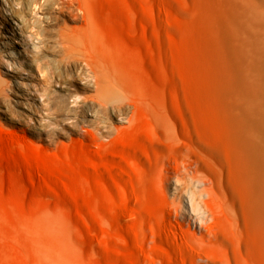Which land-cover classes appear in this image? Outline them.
<instances>
[{
  "label": "bare ground",
  "instance_id": "1",
  "mask_svg": "<svg viewBox=\"0 0 264 264\" xmlns=\"http://www.w3.org/2000/svg\"><path fill=\"white\" fill-rule=\"evenodd\" d=\"M1 1L10 35L3 47L28 42L39 53L31 38L36 22L28 15L39 0ZM138 1L102 0L97 9L110 37L127 43L130 35L138 52L153 41L175 66L153 68L131 56L121 68L129 83L132 71L155 73L153 80L139 75L134 92L147 97L152 119L123 158L126 169L117 181L122 214L136 218L130 226L136 264H264V0H179L184 9L157 0L144 15ZM112 6L124 9L132 27L111 17ZM163 7L181 21L173 22ZM144 16L156 23L153 39L148 29L144 38L137 34ZM8 57L9 75L16 77L23 62L14 50ZM150 190L165 198L164 207L148 203L143 192ZM142 240L155 243L152 252Z\"/></svg>",
  "mask_w": 264,
  "mask_h": 264
},
{
  "label": "rangeland",
  "instance_id": "2",
  "mask_svg": "<svg viewBox=\"0 0 264 264\" xmlns=\"http://www.w3.org/2000/svg\"><path fill=\"white\" fill-rule=\"evenodd\" d=\"M101 1L39 0L29 7L37 53L28 42L3 47L10 35L0 0V73L6 80L0 79V264H136L137 238L130 232L136 218L122 214L117 181L126 169L123 158L152 119L147 97L134 92L141 87L139 75L153 80L155 73L131 70L129 83L121 68L131 56L153 68L175 66L153 41L138 52L130 35L124 43L106 34L97 14ZM156 2L141 0L137 8L144 15ZM116 9L111 17L132 27L124 9ZM162 10L181 21L175 10ZM144 20V28H136L141 38L157 27ZM13 50L23 62L16 77L7 64ZM143 195L153 207L165 206L156 191ZM135 207L142 212L140 204ZM154 246L147 242L146 249Z\"/></svg>",
  "mask_w": 264,
  "mask_h": 264
}]
</instances>
